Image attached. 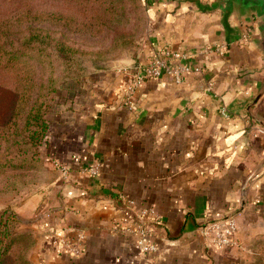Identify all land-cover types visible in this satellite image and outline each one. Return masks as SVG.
<instances>
[{
	"label": "crops",
	"instance_id": "crops-1",
	"mask_svg": "<svg viewBox=\"0 0 264 264\" xmlns=\"http://www.w3.org/2000/svg\"><path fill=\"white\" fill-rule=\"evenodd\" d=\"M214 2L147 0L149 26L137 50L88 73L62 103L46 151L69 167L71 179L63 182L57 171L49 185L18 204L36 233L32 264L264 260V133L254 136L264 128V96L248 110L264 77V56L253 42L260 17L257 11L204 9ZM162 51L180 54L177 63L199 65L202 72L181 82L148 79L127 104V75L120 68ZM210 80L214 90L207 92ZM92 162L99 165L97 176L80 171ZM152 207L163 222L154 226L157 250L144 255L137 234L113 227H134V212ZM231 216L237 245L215 250L201 228ZM75 228L86 234L78 257L59 251V239Z\"/></svg>",
	"mask_w": 264,
	"mask_h": 264
},
{
	"label": "rangeland",
	"instance_id": "rangeland-1",
	"mask_svg": "<svg viewBox=\"0 0 264 264\" xmlns=\"http://www.w3.org/2000/svg\"><path fill=\"white\" fill-rule=\"evenodd\" d=\"M148 26L147 0H0V30L7 33L5 37L0 33L4 46L0 49V119L10 110L11 87L19 84L24 98L14 124L0 128V215L16 216L9 223L14 243L3 264H21L36 241L35 230L19 214L18 204L43 190L57 173L46 149L56 115L64 111L62 103L69 94L75 96L88 73L107 69L135 52ZM30 33L47 35L48 48L40 45L18 61L10 60V47L27 40ZM62 36L64 48L59 53L53 39ZM33 100L43 102L47 123L35 147L21 137L27 135L24 117Z\"/></svg>",
	"mask_w": 264,
	"mask_h": 264
},
{
	"label": "built area",
	"instance_id": "built-area-1",
	"mask_svg": "<svg viewBox=\"0 0 264 264\" xmlns=\"http://www.w3.org/2000/svg\"><path fill=\"white\" fill-rule=\"evenodd\" d=\"M250 34L251 30H248L243 34L242 38L246 40ZM225 50L221 52L224 53ZM178 58H180V54L178 53L162 51L146 63L121 67L120 70L128 75L126 85L123 89L125 102L132 105L135 92L148 79L168 76L174 78L177 82H181L185 76L202 72V68L199 65L177 63ZM213 90L214 83L210 80L207 83V92H212ZM221 112L223 115L228 114L225 106H222ZM260 133H264V128L258 129V132L254 136L257 137ZM53 163L61 180L63 182L70 181L71 171L69 167L58 159L53 160ZM80 171L91 176H97L99 174V165L97 162H92L82 166ZM134 216L136 219L134 227H119L116 225L113 227L114 231L137 234L135 244L140 252L144 255L155 252L158 245L152 239L155 236L154 226L162 224V215L152 207L150 209H138L134 212ZM237 229V220L234 216H231L205 224L201 228V233L212 248L223 251L237 245ZM85 242L86 234L84 230L77 228L71 229L59 239V251L65 252L73 257H78L84 252Z\"/></svg>",
	"mask_w": 264,
	"mask_h": 264
},
{
	"label": "trees",
	"instance_id": "trees-1",
	"mask_svg": "<svg viewBox=\"0 0 264 264\" xmlns=\"http://www.w3.org/2000/svg\"><path fill=\"white\" fill-rule=\"evenodd\" d=\"M0 33L5 37L6 32L2 29ZM53 42L55 46L58 48V52L62 53L63 45V36L60 38H54ZM41 45L42 49H47L49 46L48 36L40 35V33H30V36L27 40L23 41L21 44L17 46H11L10 51L7 53L10 55V60H19L21 56L29 54L28 52L34 49L39 48ZM4 46L2 41L0 42V49H3ZM67 54V53H66ZM66 54L64 56H66ZM21 61V60H20ZM62 64V62H61ZM20 85L15 87H11L9 91L11 92V105L10 110L1 115L0 119V128H5L7 125L10 126L14 124L19 113L21 111V105H23V95L20 93L21 87ZM43 102L39 103L38 100H33L29 103L27 113L24 117L23 127L27 132V135L21 133V137L24 138L25 143L31 146H37L43 137L44 132L47 129V123L43 118ZM11 111V112H10ZM27 137H29L30 141H26ZM16 216L14 214H9L6 216V213L0 215V264H3L4 257L8 254L9 250L13 245L11 230L9 227V223L14 220ZM32 242L30 248L33 247ZM29 248V249H30ZM21 264H32L30 259L27 257Z\"/></svg>",
	"mask_w": 264,
	"mask_h": 264
},
{
	"label": "water",
	"instance_id": "water-1",
	"mask_svg": "<svg viewBox=\"0 0 264 264\" xmlns=\"http://www.w3.org/2000/svg\"><path fill=\"white\" fill-rule=\"evenodd\" d=\"M206 10H216L221 9L224 14H231L236 9H241L244 11H257L260 17L258 24L257 35L253 38V42L256 47L262 52L264 56V0H215L213 4L204 5ZM264 72V67L262 68ZM128 75L126 77L127 81ZM264 96V77L262 84L258 90V93L251 101L248 110H250L254 105H256L261 98Z\"/></svg>",
	"mask_w": 264,
	"mask_h": 264
}]
</instances>
